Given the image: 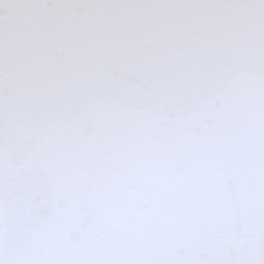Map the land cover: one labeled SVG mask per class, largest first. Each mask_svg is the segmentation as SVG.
Returning a JSON list of instances; mask_svg holds the SVG:
<instances>
[{
	"label": "snow or ice",
	"instance_id": "6c2138e0",
	"mask_svg": "<svg viewBox=\"0 0 264 264\" xmlns=\"http://www.w3.org/2000/svg\"><path fill=\"white\" fill-rule=\"evenodd\" d=\"M0 264H264V0H0Z\"/></svg>",
	"mask_w": 264,
	"mask_h": 264
}]
</instances>
